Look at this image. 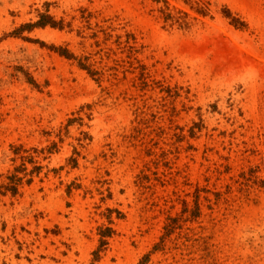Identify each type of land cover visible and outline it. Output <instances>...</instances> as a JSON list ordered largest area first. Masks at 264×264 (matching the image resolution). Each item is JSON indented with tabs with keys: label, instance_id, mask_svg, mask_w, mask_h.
<instances>
[{
	"label": "rangeland",
	"instance_id": "1",
	"mask_svg": "<svg viewBox=\"0 0 264 264\" xmlns=\"http://www.w3.org/2000/svg\"><path fill=\"white\" fill-rule=\"evenodd\" d=\"M145 256L264 264V0H0V264Z\"/></svg>",
	"mask_w": 264,
	"mask_h": 264
},
{
	"label": "trees",
	"instance_id": "2",
	"mask_svg": "<svg viewBox=\"0 0 264 264\" xmlns=\"http://www.w3.org/2000/svg\"><path fill=\"white\" fill-rule=\"evenodd\" d=\"M226 17L229 18V14H226ZM231 23H233L235 26L238 25L237 22L235 20H232ZM51 28V29H58V30H63V22L59 21L56 22L55 20H53L52 17L48 16V15H40L38 20L35 23H31V24H25L23 26H21L19 29L15 30L12 35L14 37H19L23 32H32L35 29H45V28ZM52 50H54L59 56L68 59V60H75L74 56L65 48H51ZM78 66L80 69L86 71L89 75L94 76L96 75L94 72L90 71V68L88 66H85V64H83L81 61L78 62ZM22 179L21 178H17V176H11L9 178V183L6 186V190L8 192L11 193V195H16L17 194V186L19 184H21ZM30 181H28L27 183H29ZM107 233V234H106ZM101 232V241H100V246H103L105 244V242L103 241V239L105 237H107V235L110 234V230H107V232ZM98 251L95 253L96 258L98 257ZM147 257H143L138 264H146L147 262Z\"/></svg>",
	"mask_w": 264,
	"mask_h": 264
},
{
	"label": "bare ground",
	"instance_id": "3",
	"mask_svg": "<svg viewBox=\"0 0 264 264\" xmlns=\"http://www.w3.org/2000/svg\"><path fill=\"white\" fill-rule=\"evenodd\" d=\"M246 43H247V41H246ZM220 71H221V66H220V65H214V66L212 67V73H213L214 75H217Z\"/></svg>",
	"mask_w": 264,
	"mask_h": 264
}]
</instances>
